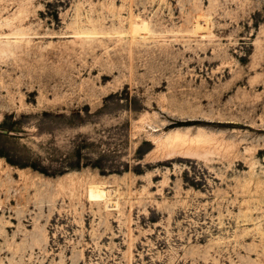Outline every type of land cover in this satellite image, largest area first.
I'll return each instance as SVG.
<instances>
[{
	"label": "rangeland",
	"instance_id": "obj_1",
	"mask_svg": "<svg viewBox=\"0 0 264 264\" xmlns=\"http://www.w3.org/2000/svg\"><path fill=\"white\" fill-rule=\"evenodd\" d=\"M0 264H264V0H0Z\"/></svg>",
	"mask_w": 264,
	"mask_h": 264
},
{
	"label": "bare ground",
	"instance_id": "obj_2",
	"mask_svg": "<svg viewBox=\"0 0 264 264\" xmlns=\"http://www.w3.org/2000/svg\"><path fill=\"white\" fill-rule=\"evenodd\" d=\"M140 30H141V28L137 27L136 25H131L130 26V33L132 32V35L133 36H134V34L136 32L139 33ZM92 194H93V198H95L97 200H100V198H103V197H106V196L110 195L111 192H110V190L106 191L105 190V184L104 183H101L99 185L95 184V185L92 186Z\"/></svg>",
	"mask_w": 264,
	"mask_h": 264
}]
</instances>
